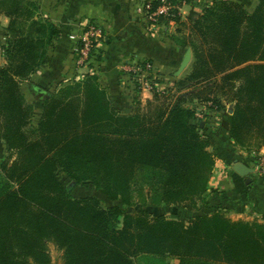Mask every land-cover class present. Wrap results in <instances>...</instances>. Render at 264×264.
Returning <instances> with one entry per match:
<instances>
[{"label": "trees", "instance_id": "1", "mask_svg": "<svg viewBox=\"0 0 264 264\" xmlns=\"http://www.w3.org/2000/svg\"><path fill=\"white\" fill-rule=\"evenodd\" d=\"M197 6L201 14L192 10L189 21L194 39L191 33L188 44L170 38L192 51L189 95L152 113L128 114L113 106L95 77L54 92L33 85L43 95L34 124L18 80L36 73L61 31L42 16L38 0H0V15L9 20L0 140L15 157L0 162V264H50L49 243L63 252V264H168V258L264 264V225L220 213L236 210L235 198L209 188L216 159L229 166L241 159L227 142L264 147V0L252 11L237 0ZM173 13L160 22L181 23ZM194 99L211 103L207 112L220 118L216 129L208 121L200 127ZM60 173L92 187L75 196ZM136 188L148 189V202L157 207L193 206L201 198L203 214L183 221L144 208L127 211ZM102 197L118 204L103 207Z\"/></svg>", "mask_w": 264, "mask_h": 264}, {"label": "crops", "instance_id": "2", "mask_svg": "<svg viewBox=\"0 0 264 264\" xmlns=\"http://www.w3.org/2000/svg\"><path fill=\"white\" fill-rule=\"evenodd\" d=\"M246 4V8L252 11L256 5V0H237ZM41 6V14L56 25L61 35L53 40L51 46L47 49L44 62L38 68L36 73L31 75L30 81L24 89L26 100H37L34 105L37 110L42 107V94L32 91L33 85H39L49 92L52 86L69 80H80L82 74L87 69H77L74 67L73 49L76 44V36L80 32L81 23L86 20H97L99 25L105 28V38L102 43H98L97 48L101 53L99 59L93 60L90 66H95L98 71V83L107 91L113 106L122 110L124 113H130L131 100L128 98V84L126 75L121 74L123 65L128 61L130 52L135 55L141 54L151 59L153 63L160 64L171 69L173 77L183 59L187 49L177 46L172 40L157 35H144L138 28L139 17L134 14V5L137 0H38ZM83 20V21H82ZM9 20L5 16H0V50L6 43V28ZM105 26V27H104ZM137 52H135V51ZM156 59L155 61H153ZM191 60L181 75L189 70ZM6 64L3 54H0V67ZM154 68H156L154 66ZM178 76L177 78L181 77ZM125 81V82H124ZM66 82V83H68ZM167 83V81H164ZM168 86L172 82L168 81ZM159 88L163 83L158 84ZM164 88V87H163ZM128 95V96H127ZM142 101L152 100V93L144 91L141 94ZM31 102V101H30ZM40 104V105H38ZM229 108H226V113ZM39 112V111H37ZM229 146V147H228ZM216 151V146H212ZM227 148L232 150L234 156L241 157L238 162H245L243 156L245 151L237 146L229 145ZM258 155H264V147L256 149ZM7 152L5 146L0 140V162L5 159ZM235 161V160H234ZM233 161V162H234ZM233 163L229 166L221 159H216L217 174L209 180V188L218 192L227 193L230 198H235L233 202L236 210H222L224 214L233 221L244 220L257 222L264 225V181L256 174H251V183L245 185V178L236 174L232 169ZM164 209V206H160ZM171 209V218L177 215L176 209ZM173 210V211H172ZM191 217L201 215L202 208L198 211L192 210ZM211 215V214H210ZM190 217V218H191ZM189 219V218H188ZM168 264H177L178 261L173 258L166 259Z\"/></svg>", "mask_w": 264, "mask_h": 264}, {"label": "rangeland", "instance_id": "3", "mask_svg": "<svg viewBox=\"0 0 264 264\" xmlns=\"http://www.w3.org/2000/svg\"><path fill=\"white\" fill-rule=\"evenodd\" d=\"M170 2V5H173L175 6V8L177 9V7L181 8V23L177 24V23H173L171 25H164L163 23L159 22L158 25H157V28L159 29L158 30V35L161 36L162 40L164 37H166L168 40L173 36V35H176V37L181 40L182 43L186 42L188 44V38H189V35L191 33V38L194 39V36L192 34V30L190 28V17L192 16L191 13H192V10H194L196 13H198L199 15L201 14V12H199L196 8L198 7V2L195 0H192L190 3L187 2V4L185 6H181V0H169ZM150 3L151 5V10L150 12H156L157 9L160 7L159 5L163 4L161 3V0H137V2H135V5H134V14L139 17L137 19H139L140 23L138 25V28L142 30L143 33H145L144 35H148L149 37L152 36L151 34L147 33L146 31V21L143 20L142 17L144 16H141V14H144L145 12H148L146 10V5ZM160 3V4H159ZM200 8V7H199ZM177 11V10H176ZM149 12V13H150ZM140 15V16H138ZM2 16V15H0ZM195 18V17H194ZM48 19V18H47ZM89 20V19H88ZM83 21V20H82ZM85 22L84 21L83 23H81V28H80V31L84 28L85 26ZM94 22H96L97 24H101V22L98 23L97 20H94ZM151 27V25H149ZM148 26V28H149ZM105 27V26H104ZM105 30V28H104ZM157 32V30H156ZM80 33V32H79ZM106 36H104L105 38ZM104 38H102L99 42L102 43V41L104 40ZM178 46V45H177ZM185 49H190L189 47H183ZM135 51V50H134ZM191 51V49H190ZM136 52V51H135ZM137 53V52H136ZM192 53V51H191ZM46 55V54H45ZM101 53L99 52V49L97 48V46L95 47V49L91 52V59L92 60H97L99 59ZM135 54L134 53H131L130 52V56L128 57L129 61H132L133 59V56ZM136 56H138V58L140 60H145L147 59L146 56L144 55H141L140 53L137 54ZM5 59V57H4ZM151 59L153 58H149V60L151 61ZM156 59H154L153 61H155ZM164 66H165V62L163 63ZM156 68H155V71H158L157 72V75L159 76V80H156V82L158 84H164L163 87L165 88V91H166V94H158L157 93V97L153 98L152 97V100H147V101H142V97H141V94L144 93L143 90H141L139 88V83L138 81H136L134 78L131 77V74L130 73H127L125 71H122L121 74H125L127 76H129V82L130 84L128 85V89L130 91V93H132L131 95V109H130V113L128 114H131L135 111H143V112H146V111H149V112H153L159 108H163L164 107H170L171 105H173L175 103L176 100H179L180 97H183L185 94L186 95H189L190 92L193 91V88L191 85L192 82H188L186 81V75L190 72V71H186L184 72L181 77L177 78V77H173V72H171L172 70L171 69H167L166 67L162 66L159 64H156L154 63L153 64ZM94 67L95 66H89V67H85L83 69H87V71L82 74V78L80 80H69L70 82L66 83V82H62L60 84H55L54 86H52V90L51 92H54V91H57L59 89V87L64 83L66 84H70V85H73L75 83H78V82H82L84 81V79L87 77V76H91V77H95L96 80H98V77H97V73L98 71L94 70ZM1 68V67H0ZM96 73V74H95ZM179 75V76H180ZM171 81L172 82V85L168 86V81ZM183 81L184 82L181 84L179 81ZM30 81V78L26 79V80H23V79H20L18 80V85H19V88L21 89V92L23 93L24 97H25V104L27 105L28 108H30V110L33 109V112H35V117H34V120H33V123L34 124H37V120L39 118V116L42 114V108H43V104H42V107H41V110H37L39 112L36 111L37 108L34 107V105H36L37 100H26V96L24 94V89L27 85V82ZM132 81V82H131ZM164 81H167V83H165ZM125 82V81H124ZM160 86V85H159ZM102 87V86H101ZM155 94V93H154ZM152 94V95H154ZM109 95V94H108ZM210 102H200L199 100L197 99H194V102H192L191 104L194 106L195 109H201L202 110V113H203V121H208L210 119V115L207 114V107H209V104ZM189 103H187L186 105H188ZM40 105V104H38ZM228 106L232 107L231 105H226L225 107L227 108ZM242 150L245 151V156H243V159L245 160V162L247 164H249V166L252 164V161L255 160L258 156L256 157H253L255 155H258L257 151H256V147H249V148H246V149H243ZM207 151H209L210 153H213V148L212 147H208L207 148ZM14 159L15 157H11L9 156V153L6 154L5 156V159ZM215 166L212 168V170H214ZM59 179L62 183L65 184V186H68L70 181L69 179L63 174V173H60L59 174ZM210 180V179H209ZM91 185L90 184H85V185H76L74 184L73 188L71 189V192H73V194L75 196H78L80 197L81 194H83L86 190L88 189H91ZM81 191H83L81 193ZM140 191L141 194L138 192ZM146 195V196H144ZM101 197V196H100ZM144 198L147 199L145 200L144 202ZM150 199V194L148 192V189L146 188H142V191L138 188H136V190L134 191L133 193V206L132 207H129L127 209V211H132L133 209H139V208H144L148 211H150L151 213L153 214H164L166 217H171V215L169 214L171 209L169 207L171 206H165L164 205V209L162 207H157V206H154L152 205L150 202H148ZM100 201H101V205L103 207H107V206H110V205H115V204H118V202H109L107 201L105 198H100ZM144 203H146L145 205H143ZM179 208H177V215L174 217L175 218H178V219H182L183 221H187L188 218L191 217V211L192 210H195V211H198L200 210L202 207H203V200L200 198V199H196L194 201V205L192 206L191 203H185L181 206H178ZM173 208V206H172ZM173 211V210H172ZM47 249H48V253L50 255V258H51V263L50 264H63V260H62V257H63V252L62 251H59L55 248V246L52 244V243H49L47 245ZM146 262V260H145ZM150 263V262H149ZM29 264H32L31 262Z\"/></svg>", "mask_w": 264, "mask_h": 264}, {"label": "built area", "instance_id": "4", "mask_svg": "<svg viewBox=\"0 0 264 264\" xmlns=\"http://www.w3.org/2000/svg\"><path fill=\"white\" fill-rule=\"evenodd\" d=\"M192 0H181V6H185L187 2H191ZM195 1V0H194ZM199 2L200 0H196ZM162 5L160 4L159 8L156 12H150L151 5L148 3L146 5V10L144 14H141L143 20L146 21V31L147 33L153 35H157L158 28L157 25L160 22V17H174V11L177 10V15H181V8L170 5L169 0H161ZM150 12V13H149ZM140 16V15H138ZM151 25V27L149 26ZM149 26V28H148ZM157 30V32H156ZM106 32L104 28L94 22V20H86L84 28L80 31V33L75 37L76 44L73 49V56H74V67L77 69H83L85 67H89L92 63L91 59V52L95 49L98 45L99 41L104 38ZM0 54H3V50H0ZM154 63L149 59L140 60L138 56L134 55L132 61H128L123 65V71L130 73L131 77L134 78L139 83V88L143 91H148L150 93H162L166 94L165 88H159L158 83L156 80H159V76L157 75L158 71H155ZM125 75V74H124ZM127 84H130L129 76L126 75ZM132 82V81H131ZM129 95V96H128ZM128 100L131 99L132 93H128ZM130 101V100H129ZM211 106V103H208ZM207 112V111H206ZM208 115H210L207 112ZM196 118L198 121L204 122L203 113L201 109H196ZM220 123V118L216 112L213 113V116L208 120V124L213 128L216 129ZM258 156L255 160L252 161L250 167L254 170V174L257 176L264 178V155H255L253 157ZM218 172V169L215 168L212 172V176L214 177Z\"/></svg>", "mask_w": 264, "mask_h": 264}, {"label": "water", "instance_id": "5", "mask_svg": "<svg viewBox=\"0 0 264 264\" xmlns=\"http://www.w3.org/2000/svg\"><path fill=\"white\" fill-rule=\"evenodd\" d=\"M190 60H191V51H190V49H187L184 56H183V59H182L180 65H179V67L175 73V77L179 76L186 69ZM31 88H32V91H34L33 87H31ZM227 113L232 114L233 109L229 108ZM203 126H204V122H201L200 127H203ZM232 169L236 174L245 178V185H249L251 183L250 175L254 173V170L251 167H248L246 164L238 162L237 160H235L233 162ZM74 184H75L74 182L69 183V185L67 186V190L71 191Z\"/></svg>", "mask_w": 264, "mask_h": 264}]
</instances>
